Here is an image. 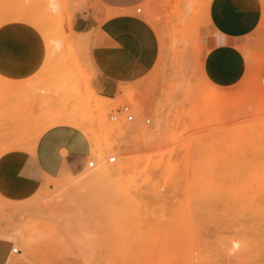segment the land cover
I'll return each mask as SVG.
<instances>
[{"label":"rangeland","instance_id":"rangeland-1","mask_svg":"<svg viewBox=\"0 0 264 264\" xmlns=\"http://www.w3.org/2000/svg\"><path fill=\"white\" fill-rule=\"evenodd\" d=\"M110 1L0 0V38L19 39L41 54L23 77L0 74V119L25 103L30 132L49 119L77 117L90 143L86 163L95 162L40 179L31 190L23 182L12 195L21 200L0 197V257L10 245L11 255L17 248L19 259L32 264H264L258 43L249 41L239 73L219 82L207 70L214 52L210 0H116L114 9ZM124 11L153 28L159 53L151 71L107 99L92 91L86 38L72 24L87 13L102 20ZM124 105L131 121L117 113ZM27 138L0 134L1 143L8 139L0 152L31 151L34 140ZM117 166L112 176L102 173ZM0 184L11 180L2 176ZM48 202L46 211L40 205Z\"/></svg>","mask_w":264,"mask_h":264},{"label":"crops","instance_id":"crops-1","mask_svg":"<svg viewBox=\"0 0 264 264\" xmlns=\"http://www.w3.org/2000/svg\"><path fill=\"white\" fill-rule=\"evenodd\" d=\"M107 5L114 9L118 2L111 0ZM206 14L214 50L207 70L214 79L226 83L241 70L240 52L249 41L257 42L264 54V24L260 27L264 10L259 0H210ZM72 30L86 38L93 70L90 86L98 96L113 98L120 85L139 79L157 61L159 43L153 28L131 11L102 20L90 13L77 16ZM41 49L44 50L42 46ZM35 51L19 39L0 38V74L25 76L32 63L41 61V54ZM89 154L90 143L78 128L55 125L38 137L31 151L15 149L0 155V178L7 176L11 180L10 185L0 184L6 191L0 197L18 201L21 199L12 196L13 191L23 182L31 190L40 179L78 173ZM9 250L0 257V264H32L19 259V253L11 255Z\"/></svg>","mask_w":264,"mask_h":264},{"label":"bare ground","instance_id":"bare-ground-1","mask_svg":"<svg viewBox=\"0 0 264 264\" xmlns=\"http://www.w3.org/2000/svg\"><path fill=\"white\" fill-rule=\"evenodd\" d=\"M17 103L18 102H16V105H17ZM1 107H3V106H1ZM1 107H0V109H1ZM14 109H15V107H14ZM33 124H34V121L31 118L30 113H29V110H28V107H27V105L25 103L24 105L20 106L16 110H10L9 112H7L6 115L4 114V116L0 119V134L2 136L10 137V139L13 138L14 140H22V139H25V138H27L29 136L32 139V141L34 140V144L32 146V149H33V147L35 145V142L38 139V137L43 132H45L47 129H49V128L55 126V125H69V126H74V127L80 128L81 125H82V121L79 118L74 117L72 115L71 116L69 115V116L56 117V118H53V119H49L48 121H45L41 125V128L38 131H35L36 133L29 131L30 128H31V126ZM160 128H161V123L158 122L156 124L155 132L156 131H159ZM140 130H141V132H145V130L143 128H140ZM135 131H137V128L136 127H132L131 129H129V132H135ZM30 138H27V139H30ZM7 140L8 139H6L4 142H6ZM4 142H2V143H4ZM0 143H1V141H0ZM96 144L97 143H95V145ZM8 149H10V148H8ZM101 149L102 148H101L100 145H97L96 146V150L98 152L99 151L102 152ZM4 152H6V150H3L2 152H0V154H2ZM119 171H120L119 166H117L115 168H113V167H111V168L104 167L102 173L104 175H106V176H112L113 174H116ZM60 187L61 186H56L54 188H55V190H59ZM64 191H65V189L62 190L59 194L61 195V193H63ZM136 193H137V191H136ZM138 193H139V191H138ZM141 194H143V193H141ZM48 203H50V202H48ZM48 203L41 204L40 205L41 208L44 209V210H46V211H49L50 210V207H51V206L49 207V205H51V203L50 204H48Z\"/></svg>","mask_w":264,"mask_h":264},{"label":"built area","instance_id":"built-area-1","mask_svg":"<svg viewBox=\"0 0 264 264\" xmlns=\"http://www.w3.org/2000/svg\"><path fill=\"white\" fill-rule=\"evenodd\" d=\"M136 12L137 13L140 12V9L138 8L136 10ZM117 113H123L125 115V118H126L127 121H131L132 118H133V115L130 113V108H129L128 105L122 106L120 109L117 110ZM146 122L148 123L149 120L147 119ZM115 160H116L115 156H110L108 158L107 162L110 163V164H112V163L115 162ZM94 167H95V162L93 160H90V161L87 162V168L88 169H92ZM12 252L13 253H19L20 251H18L17 248H13L12 249Z\"/></svg>","mask_w":264,"mask_h":264}]
</instances>
